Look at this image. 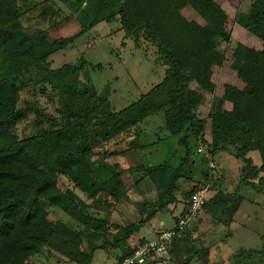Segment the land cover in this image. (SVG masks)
Returning <instances> with one entry per match:
<instances>
[{"label": "trees", "instance_id": "16d2710c", "mask_svg": "<svg viewBox=\"0 0 264 264\" xmlns=\"http://www.w3.org/2000/svg\"><path fill=\"white\" fill-rule=\"evenodd\" d=\"M84 4L87 8L82 9ZM78 5L73 14L63 11L60 16L50 5L0 0V264H50L54 258L66 264H91L97 251L120 248L123 254L118 264L132 252L130 238L135 239L140 229L169 204L177 203L172 193L181 178L191 182L183 205L188 206L191 195L201 187L215 191L203 213L209 210L208 220L229 226L239 212L240 197L217 189L216 175H205V185H199L189 153L176 169L167 165L151 170L142 166L121 169L110 162L137 154L141 125L159 114L164 120L162 130L177 138L182 149L188 150L191 141L199 143L206 150L198 154L205 155L212 170L216 166L211 159L228 151L242 164L243 184L260 193L264 190V0H255L240 20L263 48L236 46L231 68L242 87L225 86L221 98L215 97L213 71L222 67L226 58L217 51L216 39L230 43L231 37L225 28L227 15L213 0H82ZM187 8L203 23L187 19L182 14ZM115 18L125 40H131L136 48L151 46L156 62L166 68L158 85L118 112L108 100L107 88L99 94L89 85L80 86V70L72 64L58 71L50 69L56 53L66 50L99 22L110 23ZM40 20L48 21L49 27L43 28ZM32 28L36 33L26 35L25 31ZM46 83L61 100L59 118L30 103L19 106L24 90ZM210 97L213 101L207 116L201 119L199 113ZM30 115L36 116L34 125L40 131L20 138L17 128ZM205 133L209 134L208 141ZM129 139L133 142L128 150H111ZM99 147L104 148L102 153L94 151ZM252 151L259 152L260 167L248 158ZM97 169L109 177L101 178ZM137 172L141 178L133 180ZM150 177L153 183L165 178L169 184H160L164 193L158 203H141L140 216L145 218L137 225L116 227L92 215L96 207L106 206L108 213L130 193L141 192V184ZM55 212L68 216L76 226L57 220ZM175 219L174 227L179 218ZM199 219L204 220L202 213ZM188 227L184 238L172 242L174 264H191L193 256L205 253L204 249L195 250ZM98 240L103 242L98 244ZM190 253L192 257H187ZM254 255L240 251L234 255V264ZM206 260L202 264H209Z\"/></svg>", "mask_w": 264, "mask_h": 264}, {"label": "rangeland", "instance_id": "374dc122", "mask_svg": "<svg viewBox=\"0 0 264 264\" xmlns=\"http://www.w3.org/2000/svg\"><path fill=\"white\" fill-rule=\"evenodd\" d=\"M33 3H39L43 6H52L55 11L63 16V11L72 13L76 11V7L82 0H30ZM214 3L227 15L226 31L230 34L231 42L226 43L220 38L216 39L217 51L225 55L226 61L222 67H215L213 71V82L217 86L215 97L221 98L224 93L225 86L241 88L236 73L231 68V55L238 45H244L255 50H261L263 44L255 37L251 36L240 20L247 14L255 0H213ZM82 9L87 8L83 5ZM73 14V13H72ZM182 14L190 20H196L198 23L203 21L197 17L196 13L191 9H185ZM76 20V15H73ZM60 20V18H58ZM43 28L49 27V22L41 21ZM120 23L118 18L112 22H99L93 29L88 30L77 39L66 50L56 53L50 60V69L58 71L64 65H73L79 69V84L83 87L85 84L101 94L107 88L110 96L108 100L115 111H120L132 103L138 101L142 95L147 94L154 86L158 85L164 78L165 67L160 66L156 61L157 55L152 47L146 44V47L136 48L131 40H125L124 34L120 31ZM36 29V28H35ZM53 44L55 43V40ZM50 41V42H51ZM85 62L83 68V62ZM80 63V64H79ZM101 65L102 69H95ZM77 66V67H76ZM95 67V68H94ZM83 68V69H82ZM82 69V70H81ZM46 75V74H45ZM60 98L51 86L39 84L29 87L21 93L20 108L25 103H30L33 107L48 116L59 118L58 109L60 107ZM213 97L208 98L207 105L203 107L199 113L201 119H205L208 113L209 104L211 105ZM36 116L30 115L28 119L17 128L20 138H24L33 134H37L40 129L34 125ZM45 129L49 124L45 122ZM164 128V120L162 115L152 116L141 125L140 130L142 136L140 139L141 148L138 153H130L124 157H118L112 164H118L121 169L144 167L146 170L152 167L167 165L168 168L176 169L186 158H189L193 164L194 180L201 186L205 185V175L218 178L217 189H220L229 196L240 197V208L233 222L227 226L226 224L212 223L208 220L209 210L202 212L204 220L198 219V224L191 223L188 232L191 234L192 244L195 250L204 249L205 253L201 256H193L191 264H202L204 260L209 264H234V255L240 251L253 252L256 255L251 260L246 259L242 264H264V190L262 193L253 190L249 185L242 182V164L230 152H219L212 162L216 169L212 170L209 166V160L203 154H198L199 149L206 150L196 141H191L188 150L178 146V139L170 137L168 132L162 130ZM209 129V125H207ZM208 132V130L206 131ZM205 140H209V134L205 133ZM133 140L129 139L119 146H113V152H122L128 150ZM104 149V148H103ZM102 147L96 148V153L103 152ZM248 158L252 160L257 167L261 166V157L258 151H252L248 154ZM185 168V167H184ZM96 174L101 178H108L102 169L95 170ZM141 173L137 172L133 180H139ZM152 178L141 184V192H132L128 199H122L116 203L110 212L109 208L104 206L101 209L96 207L92 210V215L99 219H106L110 224L116 227L137 225L145 217L140 216V205L142 202L149 204L158 203L159 195L164 193V188L160 184L167 186L169 180L161 178L157 183H153ZM65 184V181H61ZM191 182L184 178L177 181L176 190L172 196L177 200L178 206L183 204L185 193L191 190ZM203 188V187H201ZM212 192L208 190L207 197L211 199ZM79 197L86 201V197L77 192ZM216 195V194H215ZM167 197V195H166ZM164 200V199H163ZM162 200V201H163ZM86 203H91L86 201ZM139 203L138 206L134 204ZM215 208V206H214ZM173 204H169L167 209L156 214L152 225L160 226L159 220L165 223L164 228L169 230L174 226V218L179 216L178 210H172ZM211 210V208H210ZM53 216L65 224L76 226V224L68 216L55 212ZM200 220V221H199ZM200 222V224H199ZM151 225L146 224L142 227L138 234L144 230L150 229ZM112 230V228H110ZM110 234L114 235L112 230ZM134 236V235H133ZM138 236V235H137ZM111 239V237H110ZM133 240V238H130ZM103 240H98L101 244ZM187 250V249H186ZM188 252V251H187ZM207 253V254H206ZM258 253V254H257ZM123 251L120 248L108 249L107 251H97L91 264H117L118 257H121ZM186 254V253H185ZM192 257V254L187 255ZM50 264H66L64 261H58L56 258L50 261Z\"/></svg>", "mask_w": 264, "mask_h": 264}, {"label": "built area", "instance_id": "2783aa9c", "mask_svg": "<svg viewBox=\"0 0 264 264\" xmlns=\"http://www.w3.org/2000/svg\"><path fill=\"white\" fill-rule=\"evenodd\" d=\"M198 152L202 153V149H199ZM213 166L211 165L212 168ZM207 194V188H201L193 193L186 211L179 218L174 228L162 231L153 240H143L136 243L132 246L131 254L123 258L118 264H174L171 254L172 242L184 238L187 226L199 219L209 200Z\"/></svg>", "mask_w": 264, "mask_h": 264}, {"label": "crops", "instance_id": "0c3cea01", "mask_svg": "<svg viewBox=\"0 0 264 264\" xmlns=\"http://www.w3.org/2000/svg\"><path fill=\"white\" fill-rule=\"evenodd\" d=\"M211 194H213V195H211V198H213L215 196L216 192L214 191ZM134 205L138 206L139 203H136ZM186 208H187V206H184L183 204L178 206V204L176 203V204H173V209L172 210H178L179 211V216L176 217V218H180L184 214V212L186 211ZM175 221H176V219L174 218V224H175ZM159 223H160V226L162 228H157L156 225H154V224L152 225V222L149 223V225H151L152 227L149 226L150 229H148V231H147V229H145L144 230L145 232H143V234H142V231H141L140 234H138V236L135 239H133V240H131L129 242V243H131L130 245H135L136 243H138V241L153 240L156 235H158L159 233H161L164 230H167V229L164 228L165 223L163 222V220H159ZM194 223L198 224L197 221L194 222ZM199 224H200V222H199ZM172 228H170V229H172Z\"/></svg>", "mask_w": 264, "mask_h": 264}, {"label": "water", "instance_id": "95a60500", "mask_svg": "<svg viewBox=\"0 0 264 264\" xmlns=\"http://www.w3.org/2000/svg\"><path fill=\"white\" fill-rule=\"evenodd\" d=\"M36 31H37V29L32 28L30 30L25 31V34L28 35V36H33L36 33ZM50 43L53 44V41H51ZM251 92H252V89H249V93H251ZM148 170H151V168H149Z\"/></svg>", "mask_w": 264, "mask_h": 264}]
</instances>
